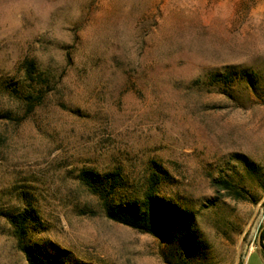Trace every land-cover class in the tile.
Wrapping results in <instances>:
<instances>
[{
    "label": "rangeland",
    "instance_id": "374dc122",
    "mask_svg": "<svg viewBox=\"0 0 264 264\" xmlns=\"http://www.w3.org/2000/svg\"><path fill=\"white\" fill-rule=\"evenodd\" d=\"M86 171L119 174L117 204L154 182L192 226L109 220ZM26 212L65 264H245L264 229V0H0V264H28L10 224Z\"/></svg>",
    "mask_w": 264,
    "mask_h": 264
},
{
    "label": "trees",
    "instance_id": "16d2710c",
    "mask_svg": "<svg viewBox=\"0 0 264 264\" xmlns=\"http://www.w3.org/2000/svg\"><path fill=\"white\" fill-rule=\"evenodd\" d=\"M35 70L36 68L32 63L27 65V76L29 78L32 77L35 74ZM81 179L88 187L94 190L101 189L107 195L105 197L107 218L115 223L141 233H150L162 237L167 226H174L181 233L192 226L190 217H166V213L165 215L162 214L163 201L158 199L154 194V182L147 190L143 201H130L117 204L114 201V195L119 185L118 173L100 176L92 171H86L81 175ZM220 182L223 188L229 191L233 190L227 181ZM183 213L185 216H188L187 211ZM34 218L26 212L10 219V224L13 227L17 240V246L25 255L28 264H65L63 259L53 260L50 255H46L33 243L32 235L36 230ZM263 235L264 232L260 235L261 241L263 240Z\"/></svg>",
    "mask_w": 264,
    "mask_h": 264
},
{
    "label": "crops",
    "instance_id": "0c3cea01",
    "mask_svg": "<svg viewBox=\"0 0 264 264\" xmlns=\"http://www.w3.org/2000/svg\"><path fill=\"white\" fill-rule=\"evenodd\" d=\"M262 232H264V229ZM260 235L257 242L250 249L245 264H264V235L262 241Z\"/></svg>",
    "mask_w": 264,
    "mask_h": 264
},
{
    "label": "built area",
    "instance_id": "2783aa9c",
    "mask_svg": "<svg viewBox=\"0 0 264 264\" xmlns=\"http://www.w3.org/2000/svg\"><path fill=\"white\" fill-rule=\"evenodd\" d=\"M253 247V246H252Z\"/></svg>",
    "mask_w": 264,
    "mask_h": 264
}]
</instances>
